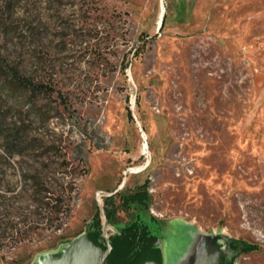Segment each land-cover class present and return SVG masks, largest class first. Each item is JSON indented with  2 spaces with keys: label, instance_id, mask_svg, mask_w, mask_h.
Masks as SVG:
<instances>
[{
  "label": "rangeland",
  "instance_id": "1",
  "mask_svg": "<svg viewBox=\"0 0 264 264\" xmlns=\"http://www.w3.org/2000/svg\"><path fill=\"white\" fill-rule=\"evenodd\" d=\"M8 2L0 22L17 30L1 43L54 90L40 101L54 117L26 115L23 144L59 150L8 161L0 148V222L17 224L0 230V264H36L95 221L108 255L140 222L163 264H190L209 236L258 246L232 264H264V0ZM21 165L64 190L59 216L22 194ZM143 185L148 210L124 204Z\"/></svg>",
  "mask_w": 264,
  "mask_h": 264
},
{
  "label": "trees",
  "instance_id": "2",
  "mask_svg": "<svg viewBox=\"0 0 264 264\" xmlns=\"http://www.w3.org/2000/svg\"><path fill=\"white\" fill-rule=\"evenodd\" d=\"M46 1L55 4L58 0ZM14 4L15 0H9L7 6L12 10ZM164 21L165 18L163 19V24ZM16 30L17 28L13 23L0 22V135L3 140V144H0V148L3 150L1 156L8 161L14 157L32 154L35 156L38 154V156L40 155L46 159V157L59 150L58 146L55 144H23L24 136L27 132L24 117L28 115L32 117L33 122L47 124L54 116H48L45 107L41 105L40 101L43 99L42 97H50L54 90L42 78L38 79L36 76L25 72L21 61L22 54L13 56L7 53L5 49L8 44L7 39L11 36L13 40L12 34ZM2 37L7 38L4 43H1ZM10 109H15L17 115L13 124H7ZM66 164L61 163V169L68 167ZM21 167L22 169L24 168L23 165ZM45 167L49 169L51 165L46 163ZM40 173L38 170L34 174H30L26 169L22 170L25 181L31 182V184L21 189L22 194L26 195L30 189H33V192L28 194L38 197L37 205L42 207L41 210L45 209L48 214L59 216L63 212L65 205L64 190H61L58 194L53 192L51 190L52 185H50L52 182H48L47 176H41ZM73 185H75V182H73ZM75 189L76 187L72 188V191ZM123 201L124 204L134 203L137 208L148 210L149 195L147 193V185L139 187L134 194L125 196ZM0 206L3 210L9 212L10 207L7 203L2 202ZM95 224L92 225V228L94 225H98L96 221ZM4 225L11 228L16 226L17 228V224L11 226L9 223L0 222V230H6ZM92 228L89 229L91 231V240L107 250L106 245L101 242L99 234ZM111 243L112 251L108 255L109 264H144L148 261H156L159 264H163V252L158 237L152 234L148 226L143 223L134 222L127 225L119 235L111 238ZM229 246L233 247L228 251L231 258L236 253L258 249L255 244L239 241H229Z\"/></svg>",
  "mask_w": 264,
  "mask_h": 264
},
{
  "label": "water",
  "instance_id": "3",
  "mask_svg": "<svg viewBox=\"0 0 264 264\" xmlns=\"http://www.w3.org/2000/svg\"><path fill=\"white\" fill-rule=\"evenodd\" d=\"M90 233L87 230L78 235L61 251L41 255L36 264H109L108 251L92 241ZM194 256L190 264H228L232 260L211 236L204 238ZM144 264L159 263L148 261Z\"/></svg>",
  "mask_w": 264,
  "mask_h": 264
},
{
  "label": "bare ground",
  "instance_id": "4",
  "mask_svg": "<svg viewBox=\"0 0 264 264\" xmlns=\"http://www.w3.org/2000/svg\"><path fill=\"white\" fill-rule=\"evenodd\" d=\"M164 12H165V7L163 6V7H162V14H161V17L163 16ZM161 22H162V19L160 20V24H161Z\"/></svg>",
  "mask_w": 264,
  "mask_h": 264
},
{
  "label": "flooded vegetation",
  "instance_id": "5",
  "mask_svg": "<svg viewBox=\"0 0 264 264\" xmlns=\"http://www.w3.org/2000/svg\"><path fill=\"white\" fill-rule=\"evenodd\" d=\"M223 260H225V258ZM228 264H232V260Z\"/></svg>",
  "mask_w": 264,
  "mask_h": 264
},
{
  "label": "built area",
  "instance_id": "6",
  "mask_svg": "<svg viewBox=\"0 0 264 264\" xmlns=\"http://www.w3.org/2000/svg\"><path fill=\"white\" fill-rule=\"evenodd\" d=\"M100 195V194H99Z\"/></svg>",
  "mask_w": 264,
  "mask_h": 264
}]
</instances>
